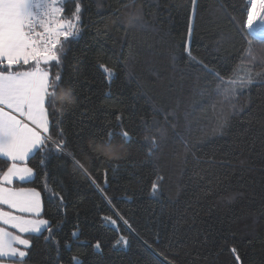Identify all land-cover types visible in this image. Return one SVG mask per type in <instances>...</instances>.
<instances>
[{
  "label": "trees",
  "instance_id": "1",
  "mask_svg": "<svg viewBox=\"0 0 264 264\" xmlns=\"http://www.w3.org/2000/svg\"><path fill=\"white\" fill-rule=\"evenodd\" d=\"M77 2L67 0L69 16ZM249 4L134 0L133 7L131 0H82L81 32L50 69L52 79L63 74L47 111L53 139L63 131L64 151L49 142L26 162L32 179L15 182L40 192L41 218L52 228L31 235L27 264H74V258L75 264H264V85L256 77L238 98L237 107L255 117L251 123L240 112L230 115L223 133L214 132L221 111L215 77L188 55L227 79L240 63V24ZM137 9L142 21L132 27L128 14ZM101 64L114 70L110 83ZM256 73L264 75V66ZM69 85L71 104L61 99ZM245 128L250 136L242 138ZM110 131L120 134L117 143L124 131L130 136L118 156L89 147L94 133ZM152 137L159 148L149 155ZM9 164L0 158V175ZM234 193L240 195L229 200Z\"/></svg>",
  "mask_w": 264,
  "mask_h": 264
},
{
  "label": "snow or ice",
  "instance_id": "2",
  "mask_svg": "<svg viewBox=\"0 0 264 264\" xmlns=\"http://www.w3.org/2000/svg\"><path fill=\"white\" fill-rule=\"evenodd\" d=\"M129 6L124 5L125 8ZM131 6H135L134 0H131ZM82 15V0L75 4L70 16L67 14V0H0V157L11 162L0 175V205H6L12 210L0 208V264H27L31 235L42 234L44 230L52 232L49 221L41 218L40 192L30 188H13L10 185L14 180L25 181L33 175V170L25 162L34 151H44L49 142L55 145L57 152L64 151L66 141L63 131L61 129L53 139L47 111L48 98L54 95L57 87L62 86L63 74L57 72L52 79L50 69L62 63L65 46L79 36L83 27ZM141 21V10L128 14L130 26H139ZM240 27L243 32L242 55L240 63L230 70L231 75L227 79L226 73L204 64L186 49L194 64L201 65L202 71L215 77L213 94L221 105V111L213 128L214 132L223 133L229 126L230 115L239 116L240 112H245L243 105L237 107V101L258 82L256 77H261L259 82L264 85V75H253L255 67L264 66V0H250ZM192 31L190 21L189 33ZM257 46H260L261 51H257ZM100 67L110 83L114 70L104 64ZM61 99L67 104L74 102L71 85ZM64 110L66 109H61ZM254 118L252 112L247 111L242 119L251 123ZM120 119L117 116V120ZM61 123L58 120L57 126ZM118 135L120 134L111 131L106 135L94 133L89 147L104 154L118 156L117 147L126 146L130 139L129 133L124 131L117 143ZM249 136L250 130L245 128L241 137ZM241 142L247 144L249 140L242 139ZM251 143L254 144L255 139ZM260 143L264 147V137L260 138ZM158 148V139L152 137L149 155H153V150ZM184 149L190 150V145L185 144ZM74 163L88 174L85 166L75 157ZM240 164L243 165L244 161L241 160ZM157 179L162 180L163 177ZM158 187V182L154 181L153 195L157 193ZM237 195L240 193H234L228 199H235ZM104 219L111 224L116 223L110 217ZM9 229H14L15 232ZM72 235L75 237L77 233L73 232ZM95 247L99 249V243ZM233 252L236 250L233 249ZM153 253L154 257L163 256L164 260H168L163 253L156 250ZM150 264H163V261L154 259ZM169 264H173V261L169 260Z\"/></svg>",
  "mask_w": 264,
  "mask_h": 264
},
{
  "label": "crops",
  "instance_id": "3",
  "mask_svg": "<svg viewBox=\"0 0 264 264\" xmlns=\"http://www.w3.org/2000/svg\"><path fill=\"white\" fill-rule=\"evenodd\" d=\"M25 67H27V66H25ZM44 67H47V66H44ZM35 152H36V151H34L33 153H35ZM33 153H32V154H33ZM32 154H30V156H31ZM0 158H3V159H5V160L7 159V158H4V157H0ZM10 163H11V162H10ZM32 177H33V175H32L31 177H29V178H28L27 180H25V181L14 180V181H13V184L10 185V187L16 188V187H15V184H14L15 182H18V181H19V182L30 181V179H32ZM0 208H2V209L5 210V211H12L11 209H8L6 205H0ZM16 214H18V215H27V214H20V213H16ZM24 235H29V234H24Z\"/></svg>",
  "mask_w": 264,
  "mask_h": 264
},
{
  "label": "rangeland",
  "instance_id": "4",
  "mask_svg": "<svg viewBox=\"0 0 264 264\" xmlns=\"http://www.w3.org/2000/svg\"><path fill=\"white\" fill-rule=\"evenodd\" d=\"M249 2H250V0H249ZM27 162V161H26ZM26 162H25V164H26ZM27 166V165H26ZM18 183H19V181H18ZM15 184V183H14ZM40 198H41V196H40ZM41 213H42V210H41ZM5 227H7V226H5ZM9 230H11V231H13V232H15V230L14 229H9Z\"/></svg>",
  "mask_w": 264,
  "mask_h": 264
}]
</instances>
